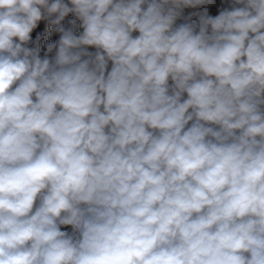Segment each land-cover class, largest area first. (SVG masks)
Segmentation results:
<instances>
[{
  "label": "clouds",
  "instance_id": "obj_1",
  "mask_svg": "<svg viewBox=\"0 0 264 264\" xmlns=\"http://www.w3.org/2000/svg\"><path fill=\"white\" fill-rule=\"evenodd\" d=\"M0 264H264V0H0Z\"/></svg>",
  "mask_w": 264,
  "mask_h": 264
},
{
  "label": "rangeland",
  "instance_id": "obj_2",
  "mask_svg": "<svg viewBox=\"0 0 264 264\" xmlns=\"http://www.w3.org/2000/svg\"><path fill=\"white\" fill-rule=\"evenodd\" d=\"M218 4H219V0H218ZM224 6H227V4H225ZM218 11H219V7H217V8H213L212 13H213V14H218ZM62 230L70 231V228H64V229H62Z\"/></svg>",
  "mask_w": 264,
  "mask_h": 264
}]
</instances>
